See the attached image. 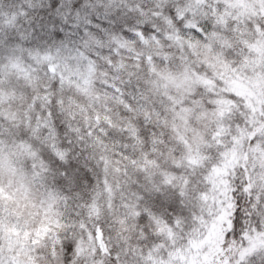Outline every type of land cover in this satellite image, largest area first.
I'll return each instance as SVG.
<instances>
[{
    "label": "snow or ice",
    "instance_id": "6c2138e0",
    "mask_svg": "<svg viewBox=\"0 0 264 264\" xmlns=\"http://www.w3.org/2000/svg\"><path fill=\"white\" fill-rule=\"evenodd\" d=\"M0 264H264V0H0Z\"/></svg>",
    "mask_w": 264,
    "mask_h": 264
}]
</instances>
